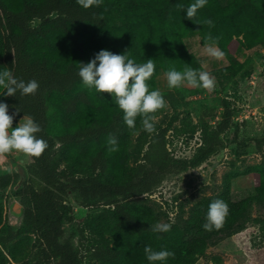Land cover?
<instances>
[{"label": "trees", "instance_id": "obj_1", "mask_svg": "<svg viewBox=\"0 0 264 264\" xmlns=\"http://www.w3.org/2000/svg\"><path fill=\"white\" fill-rule=\"evenodd\" d=\"M193 2L103 0L99 7L84 9L76 0H0V72L8 69L17 79L39 83L34 96H22L17 91L9 97L0 88V102L9 106L10 115L20 109L13 128L24 115L31 116L42 129L37 135L49 145L39 158L28 157V176L16 192L28 206L21 212V227L0 235L1 245L29 233L38 243L30 264H50L55 259L59 264H85V253L100 264H152L144 246L136 255L129 248L126 241L134 239L150 241L154 251L177 250L174 257L154 264H195L197 256L219 235L229 236L244 228L250 200L230 204L219 230H204L209 207L205 205L203 212L186 222L187 228L172 225L169 232H153L151 226L160 222L157 214L124 201L151 193L157 185L156 177L168 169L167 130L155 124L156 131L150 134L142 129L139 117L135 130L129 129L115 99L84 86L78 75L79 63L90 62L101 50L127 52L136 63L154 60L156 70L147 82L151 91L160 70H199L183 41L190 35H198L203 44L209 33L219 38L217 46L231 59L233 45L238 49L264 47V0H228L225 5L220 0H207L194 20H189L186 9ZM178 4L184 8L178 9ZM208 19L213 26L205 23ZM34 21L38 25L33 26ZM230 73V78L236 74ZM162 94L173 106L181 101L173 91ZM51 105L61 117L54 134L49 133ZM230 121L227 107L216 127L203 126L200 147L183 165L199 166L223 147L220 135ZM109 134L118 141L116 152L109 151ZM135 134L138 136L132 143ZM129 160L137 166L129 169ZM59 161L65 168L59 169ZM70 192L85 207H108L104 227L90 228L100 240L87 238L83 232V248L72 238H64V224L71 220ZM256 192L264 206V175ZM187 231L198 237L186 238ZM128 255L134 257L127 263ZM7 262L2 256L0 264Z\"/></svg>", "mask_w": 264, "mask_h": 264}, {"label": "rangeland", "instance_id": "obj_2", "mask_svg": "<svg viewBox=\"0 0 264 264\" xmlns=\"http://www.w3.org/2000/svg\"><path fill=\"white\" fill-rule=\"evenodd\" d=\"M227 1L220 0L224 5ZM32 24L36 26L38 21ZM183 41L196 59L199 70L208 71L215 77V89L212 92L188 86L169 89L165 72L159 71L155 77V90L162 93L173 91L181 100L174 106L166 100L167 107L156 114L155 124L167 130L170 165L156 177L157 185L151 193L124 202L149 209L147 212L151 210L157 214L160 222L177 225L183 230L187 228L188 220L217 199L228 206L250 200L249 217L244 228L229 236L219 235L197 256L195 264H264V206L256 192L264 175V47L238 49L233 45L230 50L233 60L226 54L224 59L215 60L205 54V44L198 35H190ZM227 68L231 71H225ZM230 72L236 74L230 78ZM227 107L231 121L229 128L220 135L223 147L199 166L183 165L200 147L203 126L216 127ZM50 108L49 133L54 134L61 117L52 105ZM137 134L131 136L132 143L136 142ZM28 164V156L19 152L0 158V235L21 227V212L28 206V201L18 197L16 192L28 176ZM58 165L60 170L65 168L62 161ZM136 166L133 160L128 161L129 169ZM7 168L12 171H5ZM68 204L71 220L64 224V238H72L76 246L82 247L81 234L84 232L85 237L96 239L90 228L104 227L108 207H85L72 192ZM192 232L187 231L185 237H198L191 236ZM126 243L135 255L140 247L151 246L150 241L134 239H128ZM37 250L36 237L25 233L5 246L0 244V259L5 256L8 259L6 264H30ZM166 250L177 252L176 249ZM133 257L128 255L125 261L128 263ZM84 262L100 264L91 261L86 253ZM50 264H59V261L51 260Z\"/></svg>", "mask_w": 264, "mask_h": 264}, {"label": "clouds", "instance_id": "obj_3", "mask_svg": "<svg viewBox=\"0 0 264 264\" xmlns=\"http://www.w3.org/2000/svg\"><path fill=\"white\" fill-rule=\"evenodd\" d=\"M76 2L82 8L89 9L93 6H101L103 0H76ZM206 4L207 0H194L186 9L187 19L194 20L197 11ZM176 7L184 8L181 4ZM205 23L213 26L211 19L206 20ZM205 39L207 41L204 46L205 54L215 60L224 59L225 53L217 46L219 38H213L209 33ZM126 53L115 54L108 50H101L90 62L79 63L78 75L84 86L94 88L99 93H108L115 99L129 129L135 130L139 117L142 129L151 134L156 131V114L167 107V101L159 89L150 91L147 83L156 70L154 60L149 59L145 63H136ZM165 76L169 89L188 86L212 92L216 85L215 77L208 71L191 67H185L183 71H178L174 67L170 68ZM0 88H3L5 90L3 94L9 97L15 96L17 91L22 96H34L39 89V83L34 79L28 82L17 79L10 70L5 69L0 72ZM19 111L20 109L17 108L16 113L10 115L9 106L0 102V158L13 152L39 158L49 145L45 139L37 135L42 129L31 116L24 115L19 124L13 128V120ZM107 143L110 145L109 151L119 150L118 141L114 135L109 134ZM5 171L10 172L12 169L7 168ZM228 214V205L223 200L217 199L211 202L208 207L207 222L203 225L204 230H219ZM171 228L170 223L163 222H157L151 226V230L155 233H166ZM144 253L152 264L157 261H166L175 255L167 250L154 251L151 246H145Z\"/></svg>", "mask_w": 264, "mask_h": 264}, {"label": "water", "instance_id": "obj_4", "mask_svg": "<svg viewBox=\"0 0 264 264\" xmlns=\"http://www.w3.org/2000/svg\"><path fill=\"white\" fill-rule=\"evenodd\" d=\"M20 172H21V174L23 173V170L22 169H20Z\"/></svg>", "mask_w": 264, "mask_h": 264}]
</instances>
